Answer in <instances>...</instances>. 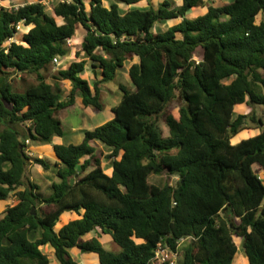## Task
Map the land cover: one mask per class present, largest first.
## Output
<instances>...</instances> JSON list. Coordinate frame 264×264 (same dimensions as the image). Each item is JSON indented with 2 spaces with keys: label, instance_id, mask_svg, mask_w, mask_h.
<instances>
[{
  "label": "trees",
  "instance_id": "1",
  "mask_svg": "<svg viewBox=\"0 0 264 264\" xmlns=\"http://www.w3.org/2000/svg\"><path fill=\"white\" fill-rule=\"evenodd\" d=\"M46 1L0 12V203L25 187L0 217V264H51L41 249L47 245L59 264H80L75 248L97 255L100 264H154L160 244L176 252L184 239L190 242L178 264H234V236L249 264H264V178L256 170L264 171V121L257 114L235 118L237 106H264V0L217 6L165 0L157 10L126 12L120 4L145 0H115L110 7L90 0V11L85 0H71L54 3V15ZM202 7L207 13L189 18ZM171 20L179 22L152 32ZM21 24L33 27L18 44L11 40ZM79 25L86 32L83 59L48 83L44 72L70 55L67 41ZM134 60L128 75L135 90L121 85L110 121L87 131L81 144H55L57 161L28 154V141L48 145L64 137L61 112L79 99L101 110L103 86ZM89 63L94 84L83 78ZM15 74L36 75L37 84L19 92ZM64 81L72 85L67 100ZM175 100L182 103L178 118L169 111ZM249 119L260 133L232 144ZM98 143L111 151V176ZM30 165L55 173L49 195L25 182ZM164 173L178 177L177 185L150 183ZM67 212L79 219L57 231ZM99 229L120 253L104 247Z\"/></svg>",
  "mask_w": 264,
  "mask_h": 264
},
{
  "label": "rangeland",
  "instance_id": "2",
  "mask_svg": "<svg viewBox=\"0 0 264 264\" xmlns=\"http://www.w3.org/2000/svg\"><path fill=\"white\" fill-rule=\"evenodd\" d=\"M37 0H7L2 1L0 0V12L2 8H19L25 4H31L36 2ZM59 1H71V0H47L45 4L47 5V10L50 14L54 15V8L53 5L56 2ZM165 0H145L141 2L140 4L133 6V5H125L120 4L122 12H126L129 9L133 8H149L153 7L156 8V10L159 8L160 4ZM176 5H178V0H169ZM233 0H205V3L207 6H217L221 4H229ZM87 9L90 11V0H85ZM115 0H103V4L107 7H110L111 4H113ZM203 11V12H202ZM208 8L202 7L195 9L191 14L189 15L190 19H193L199 15V13H207ZM262 19V16L259 17L258 22H260ZM56 20L59 23H62V19L56 17ZM179 20H171L166 21L160 24H157L153 27L152 32L155 35L163 34L167 32V30L175 25ZM33 25L31 26H25L24 24H21L19 26V33L16 36L15 39H12L11 41H14L18 44H23L24 37L26 34L29 33V31L32 29ZM86 32L85 29L82 28V26L79 25L76 37L72 39L71 41L67 42V47L70 51V55L63 59L62 61L59 60V62H55L52 64L48 70L44 72V75L47 77V81L50 84H53L55 82L54 76L57 74L59 70H65L69 68V66L76 61H81L83 59L82 56L78 57L79 53L81 52V44L84 42V36ZM202 58V50H198V52L195 55V59L199 60ZM138 60H134L133 62L129 61L123 69H121L118 73V76L115 81H113L110 84L103 86V94H102V103L103 108L101 110H98L93 107L86 108L82 105L81 99L77 102V104L66 111L61 112L60 119L62 121V125L65 131V135L63 138H58V142L55 138L52 144L48 145H36L33 144V142H27L28 148L27 152L30 155H33L35 157L45 158L48 157L49 159L56 160L57 156L56 152L54 150V144H81L85 133L89 130H93L98 126H101L102 124L110 121L113 118V109L116 107L122 100L123 92L121 91V85H125L129 87L131 90H135L134 86L132 85V82L130 81L129 75H128V68L132 66L133 64L137 63ZM91 63L87 65V71L83 75V78L88 80L91 84H94V75L91 69ZM11 81L14 85V89L23 92L26 86L30 84H37V76L36 75H11ZM62 89H63V99L67 100L68 96L70 94L72 85L69 81H64L61 83ZM182 106L181 101H173L171 105L169 106V111L173 113L176 118L179 116V110ZM245 114L246 116H249V118L252 119V116L254 114H257V116L264 121V106H247V104H243L241 106H237L235 109V118H237L239 115ZM161 127L165 133V135L169 134V130L164 123V119L161 121ZM260 132V129L257 127L256 124L249 121L247 122V125L245 128L237 135L238 137L235 139L233 138L232 144H236L241 139H246L249 137H253L254 135L258 134ZM98 156L101 159V164L103 167L104 172L111 176L113 169L111 160L108 159V156L111 154V151L108 150L104 145L101 143H98ZM258 167L256 168V170ZM31 181V183L39 186L41 188V192L45 195H49L51 192V185L52 182H57L58 179L55 175V173L51 171H45L42 167L37 165H30L28 167L27 172V179L26 183ZM179 181L178 177H173L169 175L168 173H164L160 176H152L150 178V183L154 185H158L160 187H163L167 184L176 186ZM25 187H20L16 192L23 190ZM16 192L12 194L11 199L7 202L0 203V217L4 214L5 210L8 207L14 206L19 203ZM64 216V217H63ZM61 218V221L59 225L57 226V231L62 229L66 224H68L70 221H73L75 219H79L77 214L75 212H67ZM102 230L99 229L98 235L100 236V241L104 245V247L109 250L116 253H120L121 247L119 244L113 241V238L111 235L107 234L104 235ZM91 236H88L87 238H90ZM86 238V239H87ZM234 241L239 247V251L237 254V258L234 262V264H249L248 256L245 252V250L242 247V240L241 238H238L236 236L233 237ZM190 242L189 239L185 240L183 243H181V252H183V248ZM43 250V253L48 256L50 259L51 264H59L55 258V251L52 249L50 245L44 246L41 248ZM72 255L75 257L76 261H78L80 264H100L99 257L95 254H82L79 249H73Z\"/></svg>",
  "mask_w": 264,
  "mask_h": 264
},
{
  "label": "built area",
  "instance_id": "3",
  "mask_svg": "<svg viewBox=\"0 0 264 264\" xmlns=\"http://www.w3.org/2000/svg\"><path fill=\"white\" fill-rule=\"evenodd\" d=\"M59 60L60 59H55V62H59ZM200 61L201 59L197 60L198 63H200ZM184 241L185 239L180 242L179 248L176 252H173L172 250H170L169 247L160 244L157 250V253H156V257L153 260V263L154 264H164V263L178 264L180 258L182 257L181 243H183Z\"/></svg>",
  "mask_w": 264,
  "mask_h": 264
},
{
  "label": "crops",
  "instance_id": "4",
  "mask_svg": "<svg viewBox=\"0 0 264 264\" xmlns=\"http://www.w3.org/2000/svg\"><path fill=\"white\" fill-rule=\"evenodd\" d=\"M177 3H178V5H179V4L181 5L180 0H178ZM202 12H203V11H202ZM203 14H205V13H203ZM128 69H129V68H128ZM114 108H115V107H114ZM259 133H260V132H258V134H259ZM256 135H257V134H256ZM256 135H254V136H256ZM254 136H253V137H254ZM55 138H56V140L58 139V137L56 136V137L53 138V141L55 140ZM249 138H252V137H249ZM249 138H246V139L244 138V139L247 140V139H249ZM244 139H241L239 142H241V141L244 140ZM57 142H58V140H57ZM239 142H237V143H239ZM237 143H236V144H237ZM56 144H57V143H56ZM54 145H55V144H54ZM57 145H59V144H57ZM112 173H113V172H112ZM257 173L260 175L261 178H264V171H263L262 169L258 168V169H257Z\"/></svg>",
  "mask_w": 264,
  "mask_h": 264
},
{
  "label": "water",
  "instance_id": "5",
  "mask_svg": "<svg viewBox=\"0 0 264 264\" xmlns=\"http://www.w3.org/2000/svg\"><path fill=\"white\" fill-rule=\"evenodd\" d=\"M33 212L35 213V209H33Z\"/></svg>",
  "mask_w": 264,
  "mask_h": 264
}]
</instances>
